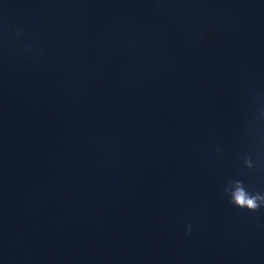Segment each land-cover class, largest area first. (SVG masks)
I'll return each mask as SVG.
<instances>
[{"label": "clouds", "instance_id": "9594fccd", "mask_svg": "<svg viewBox=\"0 0 264 264\" xmlns=\"http://www.w3.org/2000/svg\"><path fill=\"white\" fill-rule=\"evenodd\" d=\"M243 167L253 171L256 168L253 158L246 156ZM223 193L227 195L229 204L241 210L256 213L264 209V191H249L241 179L228 178L223 186ZM185 231L190 234L192 225H186Z\"/></svg>", "mask_w": 264, "mask_h": 264}]
</instances>
